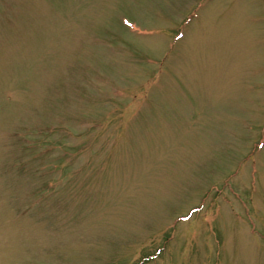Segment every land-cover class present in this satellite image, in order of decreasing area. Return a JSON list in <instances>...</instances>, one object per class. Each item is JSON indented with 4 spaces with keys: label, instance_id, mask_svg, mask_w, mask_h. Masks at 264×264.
Listing matches in <instances>:
<instances>
[{
    "label": "rangeland",
    "instance_id": "rangeland-1",
    "mask_svg": "<svg viewBox=\"0 0 264 264\" xmlns=\"http://www.w3.org/2000/svg\"><path fill=\"white\" fill-rule=\"evenodd\" d=\"M167 239L264 264V0H0V264Z\"/></svg>",
    "mask_w": 264,
    "mask_h": 264
}]
</instances>
